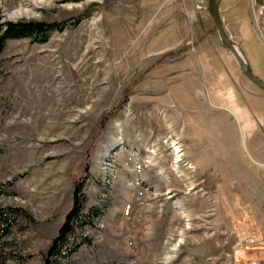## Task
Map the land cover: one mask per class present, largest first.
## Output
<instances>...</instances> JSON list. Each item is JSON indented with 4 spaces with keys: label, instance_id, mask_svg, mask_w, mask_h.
<instances>
[{
    "label": "rangeland",
    "instance_id": "obj_1",
    "mask_svg": "<svg viewBox=\"0 0 264 264\" xmlns=\"http://www.w3.org/2000/svg\"><path fill=\"white\" fill-rule=\"evenodd\" d=\"M183 1L0 0L2 21L62 26L0 54V208L22 211L0 264H43L78 180L100 213L59 264H264V90L208 0L189 15ZM251 7L264 48V0Z\"/></svg>",
    "mask_w": 264,
    "mask_h": 264
},
{
    "label": "trees",
    "instance_id": "obj_2",
    "mask_svg": "<svg viewBox=\"0 0 264 264\" xmlns=\"http://www.w3.org/2000/svg\"><path fill=\"white\" fill-rule=\"evenodd\" d=\"M61 28L62 26L57 23L46 21H2L0 12V54L6 42L10 39L32 38L39 43H43L47 41L53 30H60ZM1 75L2 66L0 63V77ZM114 112L115 109H112L105 115L103 121L113 116ZM5 185V183H0V194L5 192ZM82 188L83 182L78 180L73 190L72 207L65 216L64 223L59 230L58 236L52 240L43 264H59V257H68L76 251L85 240L75 242L73 239H70L72 231L75 227L82 228L92 225L95 218L99 215L100 212L96 206L89 207L87 212L83 213L84 195L82 193ZM21 212V209L13 207L0 208V238L8 232Z\"/></svg>",
    "mask_w": 264,
    "mask_h": 264
},
{
    "label": "crops",
    "instance_id": "obj_3",
    "mask_svg": "<svg viewBox=\"0 0 264 264\" xmlns=\"http://www.w3.org/2000/svg\"><path fill=\"white\" fill-rule=\"evenodd\" d=\"M244 0H222L220 3V12L221 16L224 18V21L227 25H229L230 30L238 37L242 48L244 49L245 53L250 55V65L254 72L260 76L262 79H264V68L262 67V60L264 58V48L262 42L259 40L256 31L253 27V24L251 22V16H250V7L253 5L261 4L263 0H249L250 7L246 8L244 5ZM183 5L186 11V14H192L195 9V0H184ZM252 6V7H253ZM251 7V8H252ZM206 18V17H205ZM208 18V17H207ZM257 52L256 58H254L253 51ZM254 58V59H253ZM255 67V68H254ZM203 72L207 73L206 75H210V70H207L203 68ZM212 73V72H211ZM258 88V87H257ZM225 89V90H224ZM223 91L226 92L221 97H225L226 99L231 98L229 100H232V95H230V87H223ZM222 91V92H223ZM221 94V91H218ZM216 94V93H215ZM232 102V101H230ZM231 104V103H230ZM237 109V108H236ZM233 107L228 108L229 112L231 114H235L237 111ZM246 115L245 121L242 123L245 126L250 128L249 124H252L253 121L251 119V110L244 111ZM252 122V123H251ZM255 126L254 129L257 128V122L253 124ZM242 127V126H241ZM247 128V127H245Z\"/></svg>",
    "mask_w": 264,
    "mask_h": 264
},
{
    "label": "water",
    "instance_id": "obj_4",
    "mask_svg": "<svg viewBox=\"0 0 264 264\" xmlns=\"http://www.w3.org/2000/svg\"><path fill=\"white\" fill-rule=\"evenodd\" d=\"M221 1L222 0H208L207 3V10L213 21L220 42L224 46V48L227 49L233 56L240 70L243 72L245 78L254 86L264 90V79H262L254 72L246 57H244V55L237 47L236 43L231 39L230 35L225 29L219 9Z\"/></svg>",
    "mask_w": 264,
    "mask_h": 264
},
{
    "label": "built area",
    "instance_id": "obj_5",
    "mask_svg": "<svg viewBox=\"0 0 264 264\" xmlns=\"http://www.w3.org/2000/svg\"><path fill=\"white\" fill-rule=\"evenodd\" d=\"M206 1L207 0H196L197 3L195 6V9L198 11L203 10L205 8ZM251 264H254V263H251Z\"/></svg>",
    "mask_w": 264,
    "mask_h": 264
},
{
    "label": "bare ground",
    "instance_id": "obj_6",
    "mask_svg": "<svg viewBox=\"0 0 264 264\" xmlns=\"http://www.w3.org/2000/svg\"><path fill=\"white\" fill-rule=\"evenodd\" d=\"M237 45V44H236ZM237 47H238V45H237ZM239 48V47H238ZM239 50L241 51V49L239 48ZM241 53L243 54V52L241 51ZM244 55V54H243ZM245 57V56H244Z\"/></svg>",
    "mask_w": 264,
    "mask_h": 264
}]
</instances>
